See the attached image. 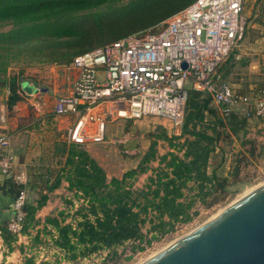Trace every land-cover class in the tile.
<instances>
[{"label":"trees","instance_id":"trees-1","mask_svg":"<svg viewBox=\"0 0 264 264\" xmlns=\"http://www.w3.org/2000/svg\"><path fill=\"white\" fill-rule=\"evenodd\" d=\"M193 0H0V21L15 24L0 32V50L15 51L30 60L52 64L70 63L81 53L113 42L130 34L155 30L159 25L186 8ZM2 54L0 63V94L7 88L6 107L18 127L29 121L13 110L23 101L25 91L15 75H5L10 60ZM233 67V50L217 68L221 79ZM28 91V90H27ZM12 111V112H11ZM248 116L236 110L223 114L212 104L206 92L189 88L179 134H168L157 126L150 134L148 148L135 168L119 177L107 179L104 168L81 144L67 142L53 145V157L59 168L47 185L48 192L67 183L66 189L81 201L67 222L64 211L45 216L37 212L46 204L47 193L30 198L24 206L23 233L37 228L49 235L51 243L63 252L68 261L90 256L100 250L113 252L130 242L132 251H141L152 241L174 231L176 225L187 223L197 214V202L215 203L216 195L234 183L241 165L256 156L257 142L249 138ZM11 133L10 130H7ZM160 141L170 148L158 153ZM238 143L236 150L234 143ZM230 147L232 166L227 176L209 171L210 159L219 150ZM59 149V150H58ZM157 162L152 167L150 163ZM150 171L141 188L128 181ZM48 180V179H47ZM11 202L18 186L9 180ZM212 197L210 201L208 198ZM8 208V207H7ZM10 215L0 218L3 243L12 249L17 237L10 234L6 223ZM144 231V227H146ZM23 264H36L33 256H25Z\"/></svg>","mask_w":264,"mask_h":264},{"label":"built area","instance_id":"built-area-1","mask_svg":"<svg viewBox=\"0 0 264 264\" xmlns=\"http://www.w3.org/2000/svg\"><path fill=\"white\" fill-rule=\"evenodd\" d=\"M244 3L193 0L155 30L130 34L75 56L70 62L74 72L71 86L52 108L55 116L75 117L66 141L81 145L103 142L105 113L126 120L163 117L179 134L189 88L209 94L223 114L245 104L248 118L264 119V87L256 90L250 103V96L237 92L217 73L220 63L244 37ZM130 136L126 131L112 142L129 154ZM10 146L11 136L0 132V173L18 186L8 207L11 215L6 228L18 239L25 235L29 176L25 168L17 167Z\"/></svg>","mask_w":264,"mask_h":264},{"label":"rangeland","instance_id":"rangeland-1","mask_svg":"<svg viewBox=\"0 0 264 264\" xmlns=\"http://www.w3.org/2000/svg\"><path fill=\"white\" fill-rule=\"evenodd\" d=\"M127 0H124V2ZM250 0H245V5L249 3ZM15 27L10 21H0V32H5ZM16 52L11 50V52H5L0 50V63L3 60L2 54L7 60H10L9 66L6 70L7 76L15 75L17 77V82L21 81L22 84L27 83L31 86L32 90L19 91L23 96V103L27 106V109L34 114L39 111L35 109L33 103L42 106L49 119V127H47L53 134V136L60 138L52 143L54 147L58 144L60 148L65 142L66 128L70 127L73 123L75 117L73 114L67 116H55L52 115L53 104L58 97V95L66 94L70 88V84L74 75L73 69L70 67V63L64 64H52L46 62H39L30 60L28 57H24L22 54L17 56L14 55ZM230 83V82H229ZM23 86V85H22ZM31 93V94H30ZM9 91L7 88H3L0 94V117H4V122L0 119V132H5L13 138L12 133H8L9 129L11 132L18 130L17 123L14 119L10 118L11 114L6 107V99ZM254 98V97H253ZM251 101L253 99L251 98ZM253 103V102H252ZM215 106L216 104L212 102ZM218 106V105H216ZM220 107V106H219ZM99 112L100 107L97 108ZM12 112V111H11ZM106 118L105 128L106 132L110 135L112 140L114 137L121 135L123 132L129 131L131 134V139L127 142V146L131 153L124 154L122 152V146L118 143L113 142H98L96 146L92 149L83 144L82 146L89 150L88 152L94 157L98 163L104 168L107 179L111 177H121L124 172L135 168L140 160V157L148 148L150 143V134L156 129L157 126L163 127L168 134H174V129L171 126V122L163 117L159 116H145L136 120L129 119H114V116L109 113L104 114ZM256 123L261 124L260 127L253 126V128H248L247 136L253 138L257 142L256 156L249 159L241 165V171L237 178L231 179L232 184H230L226 190L220 194L216 195L218 199L215 203L211 205L202 204L197 202L194 210L197 214L193 219L187 223H181L176 225L174 231L152 241V243L146 246L141 251H132L130 242L118 246L113 250V253H109L108 250H100L99 252L93 253L90 256L78 258L74 261H68L63 257V252L57 249L52 243L49 235L40 233L41 240H35L34 235L37 232V228H41L39 225L37 228L30 229V235L27 236V254L28 256H33L36 264H138L145 260L149 256L158 252L174 240L179 237L189 233L194 228L204 223L205 221L214 217L219 211H221L226 205L230 204L237 198L244 195L250 189L264 182V119H256ZM9 124V127H6ZM113 126L112 128H109ZM23 131L25 134L28 130L27 125H23ZM121 126V127H120ZM35 129H39L35 125ZM117 128V129H116ZM27 129V130H26ZM53 131V132H52ZM106 138V136H105ZM56 139V138H55ZM56 146V147H57ZM235 150L238 147V143L235 142L233 145ZM158 153L164 154L170 150L166 142L160 141L158 144ZM230 147H226L227 152L221 153L217 150L216 153L212 155L210 161L209 171L216 170L217 174L220 176H227L229 170L232 166V152L229 151ZM59 150V149H58ZM56 159V158H55ZM57 160V159H56ZM54 161V160H53ZM152 167L157 166V162L150 163ZM150 171L137 175L134 179H130L128 182L132 184L133 188H141L147 180ZM38 184L32 183L30 185V190L34 191V195L38 196V190L36 189ZM27 189L29 190L28 186ZM31 190V193H32ZM54 198L49 205V214H56L59 210L68 214L66 217L67 222H73L71 215H73L75 208L80 206L81 201L77 200L71 192H69L65 185L58 189V192L52 194ZM60 196V198L58 197ZM212 197L208 198L210 201ZM47 213V214H48ZM46 215L39 217L41 223ZM144 227V231H146Z\"/></svg>","mask_w":264,"mask_h":264},{"label":"crops","instance_id":"crops-1","mask_svg":"<svg viewBox=\"0 0 264 264\" xmlns=\"http://www.w3.org/2000/svg\"><path fill=\"white\" fill-rule=\"evenodd\" d=\"M243 18L245 20L244 37L233 49V67L227 77V81L230 82L237 92L247 94L250 96V99L252 98L254 101L256 90L264 87V0H250L247 5L244 3ZM253 101H250V103ZM33 105L40 114L37 112L35 114L32 111L30 112L23 101L14 106V111L20 113L23 117H28L29 121L26 125L30 127H28V130L26 129L27 132L25 134H21L25 131V129L24 131L22 130L23 127L11 132L14 134L11 139L10 149L15 156L17 167L25 168L28 172L29 180L27 186L29 188L30 198L36 197L34 191L31 189V193L30 190V185H32V183L38 184L36 187L38 194H48L46 204L37 212V218H39L42 215H49V205L54 198L52 194L57 193L58 189L63 185L67 187V183L62 181L60 186L51 192H48L46 189L47 185L54 179L59 168L55 157H53L52 143L60 138L53 136V134L50 133L51 131L47 128L49 127V119L46 117V114H43L44 111L42 112V106L35 103H33ZM246 107L245 104H242L239 105L237 110L244 113ZM52 115H54L53 112ZM0 119L1 122H4L3 116H1ZM256 119L258 118H248L249 129L253 128L256 124L260 127L259 125L261 124L256 123ZM35 125H37L39 129H35ZM7 126L9 127V124H6V127ZM112 127L113 126L109 125V128ZM68 128L69 127L66 128V134ZM109 134V131L107 133L105 128L106 138L104 136L103 142H112ZM64 138L66 140V135ZM96 143L98 142H90L87 143V146L92 149L96 146ZM9 180V177L0 173V218H7L11 215L7 208L11 203ZM58 197L60 198V196ZM26 251L27 236L24 235L18 238L12 243V249L9 250L3 243L0 235V264H23L24 257L26 255L28 256Z\"/></svg>","mask_w":264,"mask_h":264},{"label":"water","instance_id":"water-1","mask_svg":"<svg viewBox=\"0 0 264 264\" xmlns=\"http://www.w3.org/2000/svg\"><path fill=\"white\" fill-rule=\"evenodd\" d=\"M138 264H264V182Z\"/></svg>","mask_w":264,"mask_h":264}]
</instances>
